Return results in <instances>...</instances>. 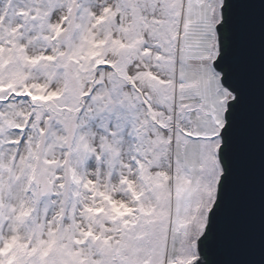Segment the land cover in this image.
Wrapping results in <instances>:
<instances>
[{"label": "snow or ice", "instance_id": "6c2138e0", "mask_svg": "<svg viewBox=\"0 0 264 264\" xmlns=\"http://www.w3.org/2000/svg\"><path fill=\"white\" fill-rule=\"evenodd\" d=\"M0 264H264V0H0Z\"/></svg>", "mask_w": 264, "mask_h": 264}]
</instances>
